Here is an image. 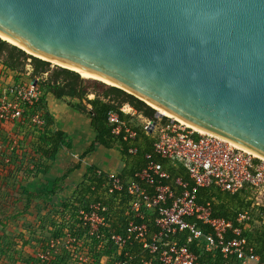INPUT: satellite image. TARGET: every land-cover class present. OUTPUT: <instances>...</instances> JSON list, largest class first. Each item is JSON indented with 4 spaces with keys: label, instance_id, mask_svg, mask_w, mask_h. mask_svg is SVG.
Wrapping results in <instances>:
<instances>
[{
    "label": "water",
    "instance_id": "95a60500",
    "mask_svg": "<svg viewBox=\"0 0 264 264\" xmlns=\"http://www.w3.org/2000/svg\"><path fill=\"white\" fill-rule=\"evenodd\" d=\"M0 34L264 157V0H0Z\"/></svg>",
    "mask_w": 264,
    "mask_h": 264
},
{
    "label": "built area",
    "instance_id": "2783aa9c",
    "mask_svg": "<svg viewBox=\"0 0 264 264\" xmlns=\"http://www.w3.org/2000/svg\"><path fill=\"white\" fill-rule=\"evenodd\" d=\"M32 71L29 62L11 69L0 58L2 172L10 166L20 173L23 167L32 170L39 138L54 132L44 119L46 92L39 80L44 82L46 73L38 78ZM117 110L106 114L105 128L114 144H125L127 155L134 156L141 133L150 139L151 151L143 153L144 165L129 178L100 170L91 175L100 181L98 188L95 181L91 186L97 200L78 219L88 227V238L100 239L97 264H231L230 258L234 264H264L250 240L255 230L264 229V213L254 203L264 195V161L166 117L146 118L128 104ZM134 116L140 120L136 127L131 125ZM241 189L251 201L248 208L228 219L212 216L217 203L209 198L211 192L233 195ZM109 211L111 216L122 211L124 220L120 233L104 236L97 232L106 227L110 218L103 214ZM107 242L113 249L109 253L102 251ZM92 258L84 249L73 254L72 263L96 264Z\"/></svg>",
    "mask_w": 264,
    "mask_h": 264
},
{
    "label": "trees",
    "instance_id": "16d2710c",
    "mask_svg": "<svg viewBox=\"0 0 264 264\" xmlns=\"http://www.w3.org/2000/svg\"><path fill=\"white\" fill-rule=\"evenodd\" d=\"M0 58L11 69H21L26 62H29L32 65L33 71L32 75L35 77H40L44 73L49 71V62L37 59L29 54H26L22 50L2 41L0 39ZM79 75L73 71L56 67L55 71H52L49 77L42 82H40V87L45 90L46 94H50L54 99H61L64 97L68 98H77L80 101L78 109L83 113L87 114L90 119V128L95 132V138L93 144H99L104 147H108L109 143H112L111 135L109 130L106 127V114L108 111L118 112L117 108L122 104H128L136 112L141 113L144 117L154 119V110L147 106L142 101L134 98L133 96L125 93L124 91L111 87L93 79L91 80L90 87L93 90H101L102 95L99 97L95 92L94 94H86L88 84H84L83 87L78 90L79 87ZM82 100H85V105L82 104ZM122 117V115H121ZM44 119L47 126H51V120L47 114V110L44 114ZM64 137L60 132L54 131L50 133L47 137L44 135L39 138L40 146L34 148V153L38 154L41 158H51L56 155L59 150V147L63 146ZM92 144V146H93ZM64 146L67 147V144ZM63 146V147H64ZM123 146V145H121ZM124 147V146H123ZM68 148V147H67ZM91 149V148H90ZM89 149V151H90ZM125 152V149H122ZM127 155V154H126ZM32 170H27L26 167H23L21 175L15 176L19 183L21 179H28L30 176L36 174L37 165L33 160ZM78 165L76 164V167ZM0 167H2L0 165ZM4 167V166H3ZM75 167V168H76ZM96 169H88L86 175L82 179V183H79L75 190L69 195L60 198L58 202L59 207L56 211L52 212L51 208L47 210L49 216L47 217L48 232L51 238L54 241L58 240H71L73 243L71 245H65L64 243L59 247V250L52 251L47 250L49 243H46L44 239H32V243H36L39 247V250H42L41 254L46 256V259H40L36 257L34 261L35 264H73V254L86 249L87 253L93 257L92 259L95 263H98V260L102 254H98L97 248L99 247L100 239H90L87 237L88 227L82 226L81 221L78 219L79 212L84 213L89 212V207L91 202L97 200L96 190L91 191V186L94 181L96 182L94 186L98 188L100 186V181L96 178H92L91 175L94 174ZM19 172V171H18ZM7 173V172H6ZM6 173L0 171V177H3ZM35 177V176H34ZM6 178L7 177H3ZM53 187V186H52ZM16 190H18L16 188ZM60 190V189H58ZM57 190V191H58ZM21 196L24 199H29L35 190L29 189L28 185L24 186L21 191ZM44 194V195H43ZM61 193H55L52 189H46L39 191L37 195H46L56 196ZM211 198L213 196V201L217 203L213 208V217H222L224 219L231 218L233 215L232 212L236 210H242L248 208L251 204V201H247L245 189H241L239 192L230 195L228 193L222 192H211ZM259 212L264 213L263 207L257 208ZM54 213V216L51 214ZM111 211L104 213L105 218H110L106 224V227L103 226L97 232L98 234H103L107 236L109 233H120L121 232V223H123V212L120 211L116 215H110ZM101 215V213H100ZM89 239V240H88ZM251 243L256 247V254L260 257V263L264 262V229L258 228L255 232L250 235ZM65 242V241H64ZM57 243V242H56ZM74 244V246H73ZM33 246V245H32ZM113 250L111 243L107 242L104 245L102 251L109 253ZM96 254L93 256V253ZM85 254V253H84ZM35 256V255H34ZM33 257V256H32ZM218 261H221L219 258ZM228 261L231 264H234V261L230 258Z\"/></svg>",
    "mask_w": 264,
    "mask_h": 264
},
{
    "label": "crops",
    "instance_id": "0c3cea01",
    "mask_svg": "<svg viewBox=\"0 0 264 264\" xmlns=\"http://www.w3.org/2000/svg\"><path fill=\"white\" fill-rule=\"evenodd\" d=\"M81 102L85 105V101ZM79 104L77 98L64 97L57 100L50 94L45 95V108L51 120L50 127L52 131L62 134L63 143L67 144L68 148L64 145L59 147L56 155L51 158H40L34 152L31 156V151L28 150L27 154L36 162L37 170L36 174L30 176L27 181L30 184L35 183L39 191L45 186L55 193H71L79 183H82L83 177L90 168L129 178L144 165L143 153L151 151L150 139L141 133H139L138 152L134 156L126 155V145L123 143L118 144L120 147L109 143L106 149L97 143L93 144L95 132L90 128L88 115L78 109ZM122 149H125V152ZM157 161L165 164L159 159ZM18 171L19 168L16 166L15 169L10 166L4 176L21 175ZM31 187L32 185H29V189ZM66 188L71 189L66 192Z\"/></svg>",
    "mask_w": 264,
    "mask_h": 264
},
{
    "label": "rangeland",
    "instance_id": "374dc122",
    "mask_svg": "<svg viewBox=\"0 0 264 264\" xmlns=\"http://www.w3.org/2000/svg\"><path fill=\"white\" fill-rule=\"evenodd\" d=\"M56 67L58 66L50 63L49 71L45 76H42V79L46 80L51 72L56 70ZM89 81L91 80L84 79L83 81V85L88 84L89 87L86 90V94L91 95L95 92L101 97L102 91L93 90L92 87L89 86ZM139 121L140 120L134 116L131 125L136 127L139 125ZM104 149H106V147H104ZM3 173L6 172L3 170ZM3 177H0V264H35L34 261L36 257L46 259L45 255L39 253L42 250H39L36 243H32V239L41 238L44 239L46 243H49V247L46 251H56L59 250V247L63 243L65 245H71L73 243V241L69 239L54 241L49 235L48 225L46 224L47 217L49 216L47 210L51 208L52 212L56 211L59 208L57 207L60 201L59 199L69 195L70 193L67 191L71 188H66L67 193L58 194L57 197H53V195H46L44 197V194L37 195L39 192L38 186H36L35 183L30 184V182L27 181L28 179H21L18 183L16 179L14 180V177L6 176L7 179ZM27 184L30 186L32 185L30 189L35 190V193H33L29 199H24L20 191ZM50 187L51 185H49V188ZM16 188L18 190H16ZM44 189L46 190L47 188H45V186L44 188L41 187V191ZM254 203L264 208V195L254 200ZM51 216H54V213H52ZM258 226V224L254 225V227Z\"/></svg>",
    "mask_w": 264,
    "mask_h": 264
},
{
    "label": "bare ground",
    "instance_id": "6f19581e",
    "mask_svg": "<svg viewBox=\"0 0 264 264\" xmlns=\"http://www.w3.org/2000/svg\"><path fill=\"white\" fill-rule=\"evenodd\" d=\"M0 39H2L3 41L9 43L10 45H16L14 41H12L11 39H9V38H7V37L1 35V34H0ZM16 46H17V45H16ZM51 64L58 65V64L55 63V62H51ZM60 66H62V67H66V66H63V65H60ZM67 68L73 70L75 73H77V74L79 75V77H81V78H83V79H93V80L99 81V82H101V83H104V84H106V85H108V86H114L111 82H109V81H107V80H105V79H102V78H100V77H97L96 75H93V74H91V73H88V72H86V71H84V70H81V69H74V68H71V67H67ZM146 104H147L149 107H151L153 110L157 111V113H159L161 116H163V117H167V118H169L170 120H173V121H177V122L180 123L181 125H184V126L187 127L188 129H191L192 131H194V132H196V133H198V134H201V135L209 134V135H210V133H208V132H206V131H204V130H202V129H199L198 127L193 126V125H191L190 123H188V122H186V121H184V120H182V119H179V118L175 117L174 115H172L171 113H169L168 111H166V110H164V109H161V108H159V107H156L155 105H152V104H150V103H148V102H146ZM231 144H232V143H231ZM232 145H234L235 147H237V148H239V149L244 150L245 152L250 153L251 155H253V157H255V158H257V159H260V160L264 161V157L258 155L257 153H255V152H253V151H251V150H249V149H246V148H244V147H241L240 145L234 144V143H233Z\"/></svg>",
    "mask_w": 264,
    "mask_h": 264
}]
</instances>
